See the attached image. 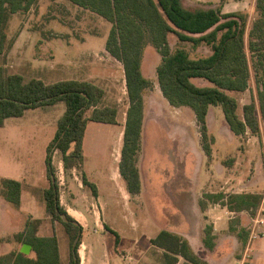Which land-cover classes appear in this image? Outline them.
Listing matches in <instances>:
<instances>
[{"label": "rangeland", "instance_id": "374dc122", "mask_svg": "<svg viewBox=\"0 0 264 264\" xmlns=\"http://www.w3.org/2000/svg\"><path fill=\"white\" fill-rule=\"evenodd\" d=\"M219 3L220 0L184 1L185 6L190 7L217 8ZM222 12H243L247 16L245 45L249 82L245 91L232 94L241 108L252 99L257 102V92L264 87V41L259 39V29L255 26L260 13L255 0H228L223 4ZM110 29L111 24L107 20L69 0H37L27 11L12 13L5 27L6 46H11L1 63L8 73L20 74L25 81L35 78L45 83L88 81L104 90L100 106L117 108L115 124L87 122L81 158L76 168L64 170L61 154L54 153L53 166L62 199H68L66 196L70 189L85 187L82 184L84 175L98 187L102 202L107 204L104 215L117 229L127 230L128 227L130 230L132 222L140 227L147 214L136 205L139 202L142 206L149 205L156 200L157 197L151 196L153 188L162 191L171 183L173 191L181 189L179 184H185L182 189L189 194L192 190L198 193L204 190L206 184L202 178L207 173L205 170H210L215 162L209 161L208 164L199 155L204 150L203 144L209 153L212 152V159L233 157L231 174L245 182L254 180V189L259 190L264 185V132L235 136L228 130L221 107L211 106L210 130H206V137H202L190 109L169 111L162 106L155 72L161 56L148 45L144 49L141 70L151 82V87L143 95L144 135L138 155L144 192L141 200L136 201L135 194L129 193L118 172L128 96L122 64L105 49ZM168 42L172 49L177 46L185 48L191 57L210 54L205 45L194 49L188 43L178 44L172 34L168 36ZM249 42H252V50ZM194 82L200 86L207 85L204 80ZM64 111L63 102L29 109L22 117L8 118L0 126V176H9L22 184V213L35 219L45 218L42 192L49 185L45 167L46 148ZM90 113L87 111L85 115ZM217 168H212V171L216 172ZM183 171H188L191 180H179L178 176ZM86 190L90 192L91 189L87 187ZM4 202L0 195L1 253L8 251L11 242L16 241L11 232L21 225L20 215L7 216L10 212L3 209ZM7 206L16 212L19 208L10 203ZM50 223H45L46 232L52 229ZM54 230L61 257L65 260L69 253L66 232L59 223Z\"/></svg>", "mask_w": 264, "mask_h": 264}, {"label": "trees", "instance_id": "16d2710c", "mask_svg": "<svg viewBox=\"0 0 264 264\" xmlns=\"http://www.w3.org/2000/svg\"><path fill=\"white\" fill-rule=\"evenodd\" d=\"M37 0H0V126L8 118L22 117L29 109L53 106L63 102L65 111L57 121L52 140L46 148L45 167L48 187L42 192L45 215L61 224L66 232L69 247L68 264H79L78 247L82 227L68 214L60 203V187L55 176L53 155L61 154L64 170L76 168L81 158L82 141L87 122L115 124L117 108L100 106L104 90L97 85L80 80H63L45 83L40 79L25 81L20 74L8 73L1 61L5 59V27L12 13L28 10ZM88 8L111 24L105 49L123 67L128 108L122 137L118 165L119 175L130 194L140 190L137 156L141 146L144 120V92L151 82L142 73L144 49L152 46L161 56L156 67V80L163 98L174 108H188L206 137V116L210 106H220L229 131L238 137L264 132V87L259 90L257 102L252 99L239 108L233 93L248 87L249 66L245 45L247 16L243 12L223 13L227 0H220L217 8L185 6L184 0H69ZM260 18L255 23L258 37L264 41V0H255ZM252 31V30H251ZM174 35L178 44H191L196 49L205 45L210 54L191 57L177 46L172 49L168 36ZM264 46V44H263ZM252 50V42H249ZM194 80H204L207 85H197ZM91 111L89 116L86 112ZM205 153L209 149L203 144ZM234 161L227 158L228 167ZM0 195L15 207L20 205L21 184L15 179L1 178ZM82 184L95 189L93 183L82 175ZM226 199L229 209L255 213L260 202L259 194L214 196ZM40 220L28 218L23 231L14 239L31 246L33 257L19 250L0 255V264H61L55 234L37 235ZM204 245L212 249L211 229H205ZM1 243V239H0ZM151 243L164 248L170 264L181 256L183 264H204L199 261L187 243L178 236L161 231Z\"/></svg>", "mask_w": 264, "mask_h": 264}, {"label": "crops", "instance_id": "0c3cea01", "mask_svg": "<svg viewBox=\"0 0 264 264\" xmlns=\"http://www.w3.org/2000/svg\"><path fill=\"white\" fill-rule=\"evenodd\" d=\"M227 2L228 0L225 4ZM159 93L160 96L158 97L162 100V106L166 110L185 109L189 111L186 108L170 106L160 91ZM212 113L210 106L206 116L207 132L210 130L209 119ZM143 135L144 127H142L141 144ZM199 155L205 158L207 163L209 161L215 162L210 170H205L207 173L202 178L206 184L203 187L204 190L201 193L192 190L193 193L190 192L189 194L188 191L182 189V187L185 188V184H179L178 187L181 189L173 191L171 183L162 191L153 188L151 196L157 197V199L151 201L149 205L142 206L139 204L140 202L136 205V207L144 209L147 218L141 221L142 226L140 225V227L137 223L132 222L130 230L128 227L127 230L117 229L104 215L107 204L102 202L96 185H94L95 189L90 190V192L86 190V186L75 190L70 189L66 196L68 199L65 201L62 199L60 191L61 205L82 227V237L77 251L79 264H170L165 257L169 253L164 248L151 243V240L161 231H166L184 240L194 256L204 264H264V212L261 211L260 206L253 214L246 210L234 211L229 209L225 198L218 201L214 198L216 195L227 197L229 195L259 194L262 199L264 185L259 186V190H255L256 182L254 180L251 179L245 182L231 174V170H233L232 163L235 160L226 167L223 161L227 157L212 159V152L207 154L204 150ZM137 168L140 190L134 196L138 199L136 201H140L144 191L138 156ZM212 168H217L216 172H213ZM178 177L181 182L190 179L188 171H183ZM0 178L14 179L9 176H0ZM213 188H219V190H211ZM22 190L21 184V194ZM124 196H127V194H124ZM7 203L4 202L3 205L5 212L6 210H8L6 213L10 212L7 216L15 215L17 217L20 215L18 217L21 225L11 232V237H13L23 231L28 218H35L22 213L21 196L17 212L11 210ZM120 219H123L121 215ZM38 220H40V225L37 235L48 237L55 234L54 227L57 222L53 223L46 215L44 219ZM45 223H50L52 229L48 228L49 230L46 232ZM207 228L211 229L212 249L204 245L205 229ZM111 237L114 239L112 240ZM22 244L13 241L9 250L3 253L0 252V255L20 251ZM29 256L33 257L34 253L30 252ZM59 257L61 264H68L69 253L64 260L59 251ZM175 257L177 258L175 264L185 262L181 256L176 255Z\"/></svg>", "mask_w": 264, "mask_h": 264}, {"label": "water", "instance_id": "95a60500", "mask_svg": "<svg viewBox=\"0 0 264 264\" xmlns=\"http://www.w3.org/2000/svg\"><path fill=\"white\" fill-rule=\"evenodd\" d=\"M31 251V246L28 244H22L21 248H20V252L23 254H29Z\"/></svg>", "mask_w": 264, "mask_h": 264}, {"label": "built area", "instance_id": "2783aa9c", "mask_svg": "<svg viewBox=\"0 0 264 264\" xmlns=\"http://www.w3.org/2000/svg\"><path fill=\"white\" fill-rule=\"evenodd\" d=\"M260 209L262 212H264V192H263L262 199H261Z\"/></svg>", "mask_w": 264, "mask_h": 264}]
</instances>
